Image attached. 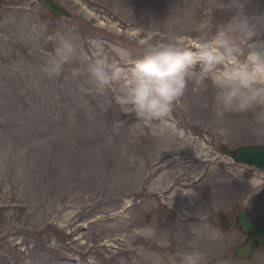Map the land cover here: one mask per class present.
Masks as SVG:
<instances>
[{"label":"rangeland","instance_id":"rangeland-1","mask_svg":"<svg viewBox=\"0 0 264 264\" xmlns=\"http://www.w3.org/2000/svg\"><path fill=\"white\" fill-rule=\"evenodd\" d=\"M43 1L0 0V264H167L191 250L207 264H264V250L234 256L233 226L243 208L264 219V171L220 151L264 142L252 114L218 119L211 86L189 83L169 118L141 123L87 72L93 41L110 61L123 53L125 69L168 28L193 47L203 16L223 19L214 0H54L69 17ZM247 10L264 15V0ZM59 35L82 57L50 78Z\"/></svg>","mask_w":264,"mask_h":264},{"label":"clouds","instance_id":"clouds-1","mask_svg":"<svg viewBox=\"0 0 264 264\" xmlns=\"http://www.w3.org/2000/svg\"><path fill=\"white\" fill-rule=\"evenodd\" d=\"M248 4L249 0H214L213 8L223 19L203 16L194 27L198 44L189 47L184 33L165 29L159 42L141 48L130 69L121 66L127 62L123 53L113 50L120 63L110 61L103 44L93 41L87 72L96 94L115 93L123 111L147 124L169 118L189 83L201 90L211 86L218 119L251 113L256 131L264 134V15L250 14ZM81 57L74 38L59 35L45 58L44 71L50 78L59 76ZM152 264L164 261L154 257ZM167 264L207 260L203 252L191 250L170 254Z\"/></svg>","mask_w":264,"mask_h":264},{"label":"water","instance_id":"water-1","mask_svg":"<svg viewBox=\"0 0 264 264\" xmlns=\"http://www.w3.org/2000/svg\"><path fill=\"white\" fill-rule=\"evenodd\" d=\"M42 5L56 16H70V13L54 0H44ZM221 151L237 162L264 169V144L245 145L235 149L222 146ZM235 223V226L246 235L245 241L237 246L235 256L239 259L250 260L256 247L264 248V222L255 220L249 211L241 210L236 215ZM225 226L227 227L228 224Z\"/></svg>","mask_w":264,"mask_h":264},{"label":"flooded vegetation","instance_id":"flooded-vegetation-1","mask_svg":"<svg viewBox=\"0 0 264 264\" xmlns=\"http://www.w3.org/2000/svg\"><path fill=\"white\" fill-rule=\"evenodd\" d=\"M226 219H228V218H226Z\"/></svg>","mask_w":264,"mask_h":264}]
</instances>
